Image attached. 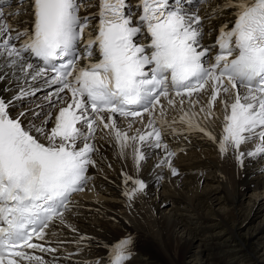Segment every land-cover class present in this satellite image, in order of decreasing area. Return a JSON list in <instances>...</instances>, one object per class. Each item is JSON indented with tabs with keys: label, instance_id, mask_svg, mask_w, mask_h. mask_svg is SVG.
I'll list each match as a JSON object with an SVG mask.
<instances>
[{
	"label": "snow or ice",
	"instance_id": "snow-or-ice-1",
	"mask_svg": "<svg viewBox=\"0 0 264 264\" xmlns=\"http://www.w3.org/2000/svg\"><path fill=\"white\" fill-rule=\"evenodd\" d=\"M186 2L189 7H185ZM207 2L138 0L140 14L133 23L134 13L127 0H99L98 11L85 16L81 10L94 6L87 0H31L32 21L24 29H14L0 8V37H7L0 43V51L21 60L39 58L42 66L26 65L34 69L32 81H39L42 87L56 86L44 98L46 103L37 105L41 111L27 109L16 118L8 111L13 101L34 96L40 89L29 85L13 101L0 98V264L6 260L7 264H19L10 256L28 264H46L23 249L55 251L32 240H45L50 224L64 223L71 195L83 191L91 179L87 173L97 166L99 149L94 141L98 124L114 131L122 151L126 147L129 137L116 129L112 114L141 119L147 114L145 128L150 131L139 134L137 130L142 145L134 150L137 170L150 150L163 148L166 158L161 163H167L175 176L178 171L171 158L182 149H172L165 142L166 136L187 139L186 133L199 132L215 139L195 119V113L183 112L185 96L210 86L211 109L218 95L232 92L233 102H224L218 150L221 154L233 150L240 165L245 157L258 162L264 156V0H223L213 8L209 17L231 9L234 19L230 28L227 23L220 26L211 45L201 43L204 18L190 11ZM19 12L17 9L13 15ZM97 17L92 35L90 22ZM143 33L149 42L135 43L134 38ZM97 54L99 59L93 60ZM238 89H243V94ZM65 91L71 93V102L59 108L53 121L51 109L61 102ZM177 97L183 114L168 121L161 99L175 106ZM45 107L50 109L46 116ZM105 114L110 124L104 123ZM41 116L45 118L40 120ZM207 116H212L211 111ZM25 119L27 127L23 126ZM49 123H54L50 132ZM78 125H85L87 131ZM41 136L47 144L39 141ZM253 140L257 141L253 150L240 151ZM124 179L127 184L131 177L125 175ZM134 184L136 187L124 192L130 199L145 189L142 180L136 179ZM131 243L127 236L101 245L108 249V264H126L132 255Z\"/></svg>",
	"mask_w": 264,
	"mask_h": 264
},
{
	"label": "bare ground",
	"instance_id": "bare-ground-1",
	"mask_svg": "<svg viewBox=\"0 0 264 264\" xmlns=\"http://www.w3.org/2000/svg\"><path fill=\"white\" fill-rule=\"evenodd\" d=\"M87 3L94 6L82 9L81 15L96 13L97 0H88ZM222 3L223 0H217L214 7ZM19 9L18 16L13 15V10H4L7 22L14 29L30 27L31 20L29 18L31 15L28 13V8L21 7ZM211 11L205 10V13H208V18L204 20V31L208 35L217 32L218 27L222 24L227 23L229 26L232 21L231 9L225 10L223 14H218L216 17H209ZM97 23L98 18L90 22L89 31L92 35L95 34L94 28ZM5 38L7 37H0V43ZM13 43L19 44L18 41H13ZM92 59L96 60L97 56ZM27 63L36 64L29 59L10 58L6 52L0 51V77L3 78L0 79V98L5 102L13 101V98L20 94L21 89L27 91L29 85L32 88L40 89L34 96L13 101L12 106L8 109L12 118H16L20 112L27 109L41 111L37 105L45 104L44 98L56 88V86L42 87L39 81L33 82L31 73L34 69H28ZM202 94L206 95L205 91L195 97L196 101ZM53 99L56 98L53 97ZM218 100H220L219 103L217 100L213 103L216 107L213 112L207 109L205 104H202L201 108L188 104L190 112L196 114V120L206 131L211 132L215 137L214 140L199 132L186 133L187 139L183 135L179 137L168 135L164 138L172 149H182L171 158L172 167L178 171L175 176L172 175L167 163H161L166 158L163 148L150 150L147 159L140 163L139 170H137L133 155L135 149L142 147L137 130H140L139 134H146V132H141L142 124L131 121L126 122L128 127L121 125L116 127L129 137L123 151L120 142L115 139L114 131L98 124L94 141L99 149V153L95 157L97 166L89 168L88 176L91 177V180L87 184L89 188L99 187L100 194L93 199V206L98 213L84 214L81 217L79 215L69 216L72 213L67 214L64 220H67L68 216L69 219L66 221V227L59 232L55 244L57 250L53 255L59 254L58 258H62L66 264H69L66 256L71 249L67 244V240L73 233L71 228H82L95 234L101 245L115 243L131 233L135 234L137 248L131 250V253L143 256L142 258L145 260L153 258L156 264H213L208 261L199 262L198 259L204 255V242L210 240L213 235L215 236V234H210L220 222L222 227L227 230L226 234L236 239L232 242H236L233 245L234 253L232 255H236L237 262L241 260L238 258L242 256L246 258L242 251H247L245 249V245H247L251 249L249 251L253 253H251L253 258L256 259L255 254L258 253L259 260L252 261L253 264H263L264 260L261 259L258 250L260 243L264 240L260 234L258 237V233L264 231V156H261L258 162L254 158L245 157L243 165H240L234 158L233 150L230 149L224 154L220 153L218 148L223 135L224 102L231 104L234 99L231 94L223 93ZM69 102H71V93L65 91L62 93L61 102L51 109L53 121L59 108L67 106ZM204 102L209 104L208 101ZM49 110L47 107L43 109L45 116ZM185 110L183 108V111ZM209 111L212 113L211 117L207 116ZM45 116H41L40 120H43ZM35 123H39V120ZM27 125L28 119H25L23 126L27 127ZM53 126L54 123L48 124L49 132ZM80 127L85 132L87 131L85 125ZM133 136L137 137L136 140L130 139ZM37 138L41 143H48L45 137ZM256 143V140L246 143L241 146L240 151L253 150ZM78 144L82 146V141ZM144 150L149 151L148 149ZM125 175L131 177L127 184H125ZM208 177L212 179L209 180ZM136 179L144 182L145 189L141 195L135 194L130 199L124 195V192L126 189L131 190L136 187L134 184ZM150 189L154 190L153 196L149 193ZM82 195L81 200L87 196H93V193L83 192ZM202 196H207L211 202L205 204L207 206V208L204 206L205 209L201 205L200 198ZM185 204H188V207L184 208ZM79 207V204L74 202L71 210L76 212ZM207 214L209 217L206 216ZM185 218H189L195 227L194 231L198 236H201L199 239L192 234L193 230H186ZM252 219L257 220L256 223L253 227H248L245 230L246 226L254 221ZM237 220L238 222H236ZM235 223H237L236 228H234ZM189 228L192 229V227ZM197 229H201V231L197 232ZM204 234L208 237L202 238ZM251 244L254 245L250 246ZM102 248L107 250L105 247ZM209 248L213 250L211 246ZM106 254L108 255V250ZM247 255L251 259L248 252ZM206 256L208 257V254ZM52 257L54 258V256ZM134 261L138 260L133 259L130 263ZM225 261L229 260L225 259ZM53 264L63 263L58 259Z\"/></svg>",
	"mask_w": 264,
	"mask_h": 264
},
{
	"label": "rangeland",
	"instance_id": "rangeland-1",
	"mask_svg": "<svg viewBox=\"0 0 264 264\" xmlns=\"http://www.w3.org/2000/svg\"><path fill=\"white\" fill-rule=\"evenodd\" d=\"M208 179L209 180H211L212 178H210V177H208ZM210 185H213L212 183H210ZM215 186V185H214ZM210 190H211V188H210ZM218 194H221V193H218ZM200 200H201V205H202V207L205 209V207L204 206H206L205 204H209V203H211L210 202V200H209V198L206 196H202L201 198H200ZM222 202L224 201V200H221ZM214 205V204H213ZM183 207L184 208H186V207H188V204H185V205H183ZM182 207V208H183ZM216 207V206H215ZM206 208H207V206H206ZM169 211V210H168ZM244 214V213H243ZM207 217H209V215L207 214L206 215ZM213 216L214 217H216L217 218V216H215L214 214H213ZM186 220V230H188L189 229V231H194V229H195V227L192 225V223L189 221V218H185ZM188 219V220H187ZM260 219V218H259ZM252 220H254V219H252ZM202 221V220H201ZM256 221L257 220H254V221H252V223H250V224H248V225H250V226H246V228H245V230L248 228V227H253L254 226V224L256 223ZM188 222V223H187ZM219 222V221H218ZM236 222H238V220L236 221ZM191 223V224H190ZM210 223H211V221H210ZM190 224V225H189ZM236 224L237 223H235L234 224V228H236ZM199 225H201L202 226V224H199ZM189 227H192V229L191 228H189ZM192 231V234H194V235H196V237L199 239L201 236H198L197 235V233H196V231H194L193 232ZM199 231H201V229H197V232H199ZM226 229L225 228H223L222 227V225H221V223L219 222V224L217 225V227H216V229H214L212 232H211V234L210 235H212V234H215V236L213 235V237L210 239V240H208V241H205L204 242V245H205V250H204V255H202V257L201 258H199L198 260H199V262H205V261H208V262H210V263H213V264H232V263H230L229 261H225V259H226V257H222L220 260H218L217 262H215V261H213V257L215 256V255H217V254H226L227 256H228V258H230L231 260H237V259H235V257H236V255H232L233 253H234V248H233V245H235L236 244V242L235 243H232V242H234L236 239H233V237L231 236V235H229V234H226ZM167 232V231H166ZM245 232V231H244ZM206 234V233H205ZM205 234H204V236H202V238L203 237H205V238H207L208 236H205ZM208 234V233H207ZM259 234H260V237L264 240V231H261L260 233H258V237H259ZM135 235V234H134ZM164 236H166L165 234H163ZM209 235V236H210ZM221 235V236H220ZM136 236V235H135ZM217 236H219V237H217ZM214 238V239H213ZM243 240V239H242ZM240 241V240H239ZM244 241V240H243ZM245 242V241H244ZM243 243V242H242ZM214 244H216V245H214ZM254 244H251L250 246H253ZM209 246H211L212 248H213V250H210V248H209ZM216 246V247H215ZM252 248H256V247H252ZM245 249H247V251H245V250H243L242 251V253L245 255V257L246 258H243V256L242 257H240V258H238V259H241V260H239L238 262H236L237 264H253V262L254 261H256V259L257 260H259L258 259V257H257V255H258V253H256L255 254V256H256V259L255 258H253L252 257V252L251 251H249V250H251L250 249V247L249 246H247V245H245ZM206 251V252H205ZM247 252L250 254V256H251V259H253V260H251L250 259V257L247 255ZM258 252L260 253V255H261V259L262 260H264V242H261L260 243V246H259V250H258ZM252 253V254H251ZM206 254H208V257L206 256ZM138 255V254H137ZM136 255V256H137ZM142 256V255H141ZM139 257H140V255H139ZM143 257V256H142ZM142 257H140V259H144V258H142ZM217 257V256H216ZM239 257V256H238ZM145 260V259H144ZM204 260V261H203ZM242 260H244V261H242ZM146 262L144 263V264H156V263H154V259L153 258H150V260L148 259V260H145ZM148 261V262H147ZM253 261V262H252ZM259 262V261H258ZM264 264V263H263Z\"/></svg>",
	"mask_w": 264,
	"mask_h": 264
}]
</instances>
